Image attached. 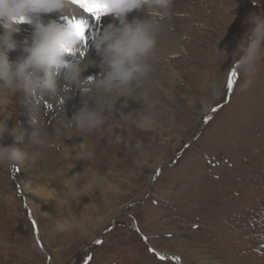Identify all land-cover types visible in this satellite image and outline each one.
<instances>
[{
  "label": "rangeland",
  "instance_id": "rangeland-1",
  "mask_svg": "<svg viewBox=\"0 0 264 264\" xmlns=\"http://www.w3.org/2000/svg\"><path fill=\"white\" fill-rule=\"evenodd\" d=\"M253 12H264V0H174L165 21L178 49L168 42L156 57L159 67L178 76L163 81L169 100L149 130L137 128L134 116L120 120V112L142 111L137 96L117 101L114 129L64 140L55 137L57 117L71 118L84 94L73 86L53 107L45 95L33 113L18 93L21 103L14 99L8 124L19 121L24 139L6 135L0 143L25 147L35 130L33 115L51 140L34 165H0V264H264V59L248 87L238 70L232 77L234 53ZM67 18L83 19L90 40L85 59L99 62L91 40L109 18L87 23L76 12ZM21 28L17 38L23 41L32 29ZM219 40L228 54L223 60L216 58ZM100 72L97 63L83 75ZM77 95L84 97L79 108L72 103ZM69 147L76 149L65 160ZM83 148L93 153L87 161L75 154ZM141 149L152 159L138 166ZM92 171L105 183L84 190ZM35 186L55 197L45 205ZM65 217L75 227L54 234V221Z\"/></svg>",
  "mask_w": 264,
  "mask_h": 264
},
{
  "label": "clouds",
  "instance_id": "clouds-1",
  "mask_svg": "<svg viewBox=\"0 0 264 264\" xmlns=\"http://www.w3.org/2000/svg\"><path fill=\"white\" fill-rule=\"evenodd\" d=\"M259 2L252 0L254 5ZM103 3L107 9L105 15L113 16L114 22L94 33L90 46L99 56L101 72L85 77L83 74L89 67L96 66L97 61L85 59L89 40L87 37L85 43L78 34L76 21L81 19L77 18L72 24L66 19L63 22L45 19L47 14L53 13H59L64 18L72 17L75 14L72 0H0V141L6 135L17 142L24 139L19 121L12 127L8 124L15 115L10 110L14 99L21 103L18 93L23 94V102L29 104L35 113L45 95L50 101L47 107H53L63 99L62 93H69L73 86L95 103L90 105L85 99L83 106L71 118L58 116L55 137L60 136L65 140L77 133L93 134L114 129L111 118L118 111L116 103L121 97L136 99L140 96L139 100H143L145 108L137 113L120 112V120L134 116L135 126L142 130H149L156 124L155 103L142 89L153 72L158 36L163 21L171 15L174 0H103ZM136 10L146 12V16L129 19V14ZM246 23L248 30L234 53L238 57L234 60V67L244 75V87L252 83L251 78L264 59V12L251 13ZM24 24L30 25L32 31L20 41L16 37ZM220 40L215 53L218 60H223L228 58V54L218 48ZM17 50L22 54L12 59L10 54ZM70 56L72 59H69ZM61 78L63 87L60 85ZM124 106H127L126 102ZM32 122L35 130L25 147L0 143V165L27 168L41 158L42 149L51 139L43 121L33 115ZM75 149L69 147L65 160L71 157ZM75 154L84 161L93 155L86 148ZM150 159L151 154L141 149L136 163L143 166ZM103 183L105 177L92 171L84 190H94ZM111 187L116 188L115 185ZM77 198L79 196L72 197ZM81 222L76 221L77 224ZM73 227L72 218L65 217L54 221L52 231L54 234L64 233Z\"/></svg>",
  "mask_w": 264,
  "mask_h": 264
},
{
  "label": "bare ground",
  "instance_id": "bare-ground-1",
  "mask_svg": "<svg viewBox=\"0 0 264 264\" xmlns=\"http://www.w3.org/2000/svg\"><path fill=\"white\" fill-rule=\"evenodd\" d=\"M74 5V4H73ZM74 8H75V12L78 13L80 16H83V18L88 22H95L96 18L94 19V17L92 16V13H89L88 11H86L85 9H82L80 7H78L77 5H74ZM101 18H109L108 19V24L109 23H112L114 22V18L113 16L111 15H105V12H101ZM57 16H61V14L59 13H53V14H47L45 16V18L47 17H57ZM146 16V12L144 11H141V10H136V11H133L132 13L129 14V19H132L134 17H140V18H144ZM76 17L77 14H76ZM58 19V18H57ZM83 20V19H82ZM169 26V22L168 21H163V24H162V29L159 33V36H158V47H157V52L156 54L161 51L164 47L167 46V43L168 42H171L174 46H176V39L174 40L172 38V36H170L169 33H167V27ZM105 27V26H104ZM28 36V35H27ZM26 36V37H27ZM17 38V37H16ZM25 38V37H24ZM172 38V39H171ZM18 39V38H17ZM90 41V40H89ZM170 45V44H169ZM172 45V46H173ZM173 46V47H174ZM91 47V46H90ZM172 47V48H173ZM177 47V46H176ZM175 48V47H174ZM178 49V47H177ZM176 49V50H177ZM91 50V49H90ZM96 50L93 48V51H91V54H93L92 52H95ZM166 52V51H165ZM16 56L18 55H21L22 53L17 50V53L15 52ZM14 54V55H15ZM98 55V54H97ZM95 55V56H97ZM17 56V57H18ZM16 57V58H17ZM156 57V56H155ZM159 57H156V60H153V72L150 74V76L147 78V80L145 81L144 83V87L142 89L143 93L147 96V97H150L149 95V92L151 90V92H154L156 95L155 97H152V101L155 103V114L157 115H160L161 114V111L163 110H158V109H161L162 108V104L164 102V104L167 103V100H169V96H168V93L167 92H164L163 91V87H164V83L163 81L164 80H169L171 81V79H173V77H177L178 74L168 68V67H162V65H160L159 67ZM87 60H94L92 56H89L88 58H86V61ZM94 61H97V60H94ZM99 63V62H97ZM93 66L89 67L87 69V71H89ZM61 83V81H60ZM147 87H149L150 89H146ZM163 88V89H162ZM84 97L80 96V95H77L76 98L74 97L72 100V103L73 105L75 104V107L79 108L78 104L81 103L83 100ZM89 104L91 105V103H93L94 101L89 98V97H85ZM131 99V98H130ZM85 100V99H84ZM123 101V100H129V99H126V97H121L120 100L118 101ZM70 101V100H69ZM81 101V102H80ZM69 103V102H68ZM118 103V102H117ZM83 104V103H82ZM128 104V103H127ZM71 106V105H70ZM69 106V107H70ZM128 106L130 107L131 104H128ZM133 106V105H132ZM71 108V107H70ZM131 108V107H130ZM145 108V104L143 103L141 105V107H138V109L140 110H143ZM210 107H207L205 109V112H207ZM76 108H73L72 110H74ZM136 109V107H134V110ZM31 110V109H30ZM71 110V109H70ZM77 110V109H76ZM74 110V111H76ZM165 111V110H164ZM162 117V116H161ZM24 130H27V127L25 126V122H24ZM73 145H77V142H74ZM77 147V146H75ZM80 150V149H79ZM78 150V151H79ZM56 164V163H55ZM58 174V173H57ZM58 177V175H57ZM62 177V176H61ZM60 179V177H58ZM67 179V178H66ZM27 188L29 187L28 184L26 185ZM30 188V187H29ZM33 189V188H32ZM34 190H35V193L37 194V196L42 200H44V204L47 205L50 201H52V198L55 197V194L53 192H49V190L45 189V188H42L40 186H35L34 187ZM34 192V191H33ZM28 193V192H27Z\"/></svg>",
  "mask_w": 264,
  "mask_h": 264
},
{
  "label": "snow or ice",
  "instance_id": "snow-or-ice-1",
  "mask_svg": "<svg viewBox=\"0 0 264 264\" xmlns=\"http://www.w3.org/2000/svg\"><path fill=\"white\" fill-rule=\"evenodd\" d=\"M72 3L82 9H85L89 13L95 15L97 20H100L101 12H105L107 10L106 6L103 3V0H72ZM65 19L68 21L69 24L73 23L70 19L68 18ZM76 23L77 25H79L78 34L85 41V43H87V28L85 26V22L80 20V21H76ZM69 51L71 50L69 49ZM236 76H237V72L233 71L232 77L235 78ZM233 83H234V79H229L228 86L232 87Z\"/></svg>",
  "mask_w": 264,
  "mask_h": 264
},
{
  "label": "crops",
  "instance_id": "crops-1",
  "mask_svg": "<svg viewBox=\"0 0 264 264\" xmlns=\"http://www.w3.org/2000/svg\"><path fill=\"white\" fill-rule=\"evenodd\" d=\"M118 262H119V264H124V263H123L122 261H120V260H119ZM124 262H125V261H124Z\"/></svg>",
  "mask_w": 264,
  "mask_h": 264
},
{
  "label": "water",
  "instance_id": "water-1",
  "mask_svg": "<svg viewBox=\"0 0 264 264\" xmlns=\"http://www.w3.org/2000/svg\"><path fill=\"white\" fill-rule=\"evenodd\" d=\"M235 72H237V69L235 70ZM235 79V78H234Z\"/></svg>",
  "mask_w": 264,
  "mask_h": 264
}]
</instances>
